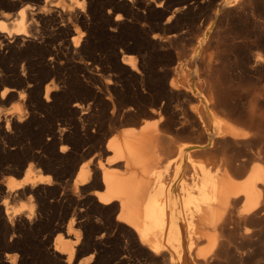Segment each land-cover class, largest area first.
Segmentation results:
<instances>
[{
	"label": "bare ground",
	"instance_id": "6f19581e",
	"mask_svg": "<svg viewBox=\"0 0 264 264\" xmlns=\"http://www.w3.org/2000/svg\"><path fill=\"white\" fill-rule=\"evenodd\" d=\"M133 1L115 0L114 9H131ZM165 1L152 0V4L159 8ZM198 1L176 5L163 24L193 16L202 7ZM224 1L214 16L230 3ZM85 3L41 0L35 6L26 2L11 18L9 11H3L0 57L9 59L16 50L27 54L36 48L33 12L45 27L59 21L57 30L68 39L66 47L59 50L62 57L76 51L91 52L82 39L88 24ZM120 19L117 13L111 28L117 27ZM151 37L154 40L156 36ZM48 59H53L52 54ZM120 61L128 71L142 72L135 55L124 53ZM212 77L204 78L195 91L181 88L176 78L166 80L171 103L173 99L185 103L173 106L168 116L161 111L166 107L160 105L140 110V116L131 118L135 106L122 108L114 104L112 95L103 98L92 91V101H70L57 115L64 118L46 129L42 127L46 120L39 118L32 100L27 99V110L22 106L26 88L17 89L7 84L9 79L0 80V100H11L17 92L15 102L3 114V126L0 115V132L18 136L13 144L20 146V155L16 153L8 165L19 176H6L0 187L1 209L9 225L40 226L44 221L37 224L35 199L45 204L41 190H47L64 194L53 206L57 218L51 231L55 236L47 255L64 264H73L82 252L88 255L75 264H110L115 257L104 248L110 241L121 243L115 264H264V84L256 82L258 89L253 88L247 101L241 102L245 113L236 118L228 111L238 110L239 101L225 89L224 79ZM52 88L45 83L42 94H37L48 116L58 109L52 103ZM98 104L110 106V110L99 111ZM120 114L129 115L122 121L128 126L117 130ZM98 118H102L100 126L94 124ZM93 126L102 130L103 136L89 143L85 138ZM177 137L186 140L175 142ZM43 161H47L46 172L39 166ZM52 170L56 171L53 178L47 173ZM45 220L41 226H51L54 221ZM111 228L117 233L111 234ZM6 247L13 252H5L0 263L16 264L15 245Z\"/></svg>",
	"mask_w": 264,
	"mask_h": 264
},
{
	"label": "rangeland",
	"instance_id": "374dc122",
	"mask_svg": "<svg viewBox=\"0 0 264 264\" xmlns=\"http://www.w3.org/2000/svg\"><path fill=\"white\" fill-rule=\"evenodd\" d=\"M78 1L81 2L82 0ZM197 1L166 0L161 7L155 8L152 0H134L131 9L123 7L115 10V0H92V2L85 0L86 22L88 24L84 29L81 27L85 31L82 39L87 41V44L91 47V52L89 49L83 51L84 53L80 51L71 52L66 59L58 54L60 49L66 47V40H68L57 30L59 21L56 20L53 24L45 27L43 22L38 19L36 13L33 12L35 10L33 9L32 12L34 14L32 13V15L37 20H35L34 24L36 36L33 40L38 44V48L36 46L37 49L34 48L33 51L27 54L16 50L13 53L14 57H11L13 59L7 58L3 60L0 57V80L9 79L7 84L13 85L17 89L26 88L27 97L22 106L27 110V102L32 100L31 102L35 112L39 114V118L46 120L42 125L45 129L50 124L56 125L58 119L64 118V116L61 117L59 115L60 117H57V115L60 114V110L66 109V105L69 106L76 99L86 100L84 103H87L91 100L93 92L102 95L101 97L112 95L114 104L120 105L122 108L123 106H135L132 112L133 116L131 114L130 116H121L120 114L116 118L117 125L121 123V125H118L117 130H120L123 126H128L127 123L122 122L125 118H128V116L131 118L135 116L134 118H136L141 115L139 112L151 106L155 108L160 105L166 107V109L161 111L168 116L171 114L170 111L173 106L185 104L181 99L176 102L173 99L174 101L171 103V99L167 96L168 85H166L170 78H176L181 88L195 91L204 84V78L210 79L213 75L212 78L219 76L224 79L225 89L233 97L236 96L235 98L239 101V111L229 110L228 112L236 118L237 116L241 117L245 113L243 112L245 108L241 106V102L245 103L247 101L251 92H254L252 91L253 88L258 89L256 88L257 81H261L264 84V0H228L230 3L225 6L226 8H223L224 11L222 9L219 12L217 17L214 16L215 10L224 0H203L204 2L199 0L198 2L202 4V7H199L193 13V16L187 15L184 17V15L176 21L172 20V22L163 24L173 7L182 3L191 2L193 4ZM26 2L38 6L41 0H15L14 2L0 0V14L3 11H9L10 18L15 17L17 9ZM117 13L121 14L120 24L115 28H111ZM152 34L156 36L154 40L151 37ZM4 49L3 47L2 50ZM6 53H9L8 49H6ZM124 53L136 56L137 65L142 70L141 73L136 75L126 69L120 61ZM51 54L53 59L49 60L48 56ZM204 65L208 68L204 69ZM214 68L216 73L212 70ZM45 83L53 85L52 94H55V99L53 98L52 103L57 105L58 108L49 116L46 112L44 113L42 105L37 98L38 95L42 94ZM27 84H29L28 87ZM262 92L264 93V89ZM16 93V91L13 92L14 98L11 100H0L2 126L4 125L3 114L6 115L7 109L15 102ZM263 98L264 94L261 100L264 105ZM70 101L72 102L70 103ZM35 106H37L38 110ZM96 107L99 111L105 108L102 104H98ZM105 110L108 112L110 106L106 107ZM155 117L157 115L153 116V118ZM94 124L100 126L102 118H98ZM97 126L89 129L90 136L85 138L89 143L96 142L103 136L102 130L98 131ZM15 136L11 132L9 135L6 134V136L0 132V187H3L2 184L6 176H19L11 166L8 167L15 154L20 155V146L17 147V144H13V142L19 140V137ZM104 138L106 139L107 137ZM181 138L173 139H176L175 142L186 140ZM12 146H14V150ZM10 148L12 149L10 150ZM1 149H4V151ZM15 150L16 152H14ZM238 153L240 151L236 154L239 155ZM46 162L43 161L39 164L42 172H46L44 170L47 165ZM54 172L56 171H47L52 178L56 175ZM41 193L46 196L45 202H47L44 204L38 197L36 198L37 200L35 199L37 204L36 219H38L36 221L42 219L41 222H45V218L51 219L50 221L54 220L51 226H41L44 222L41 223L39 221L37 224L41 223L40 226L34 224L30 229L29 227L16 224V222L12 228L2 212V205L0 204V259L5 252H13L6 247L9 244L15 245V251L18 253L16 264H64L62 260L47 256L52 252V237L55 236V233L51 231L57 218L55 217L57 214L54 216V207L57 205L59 198L64 197V194H55L47 190L45 192L41 190ZM24 200H22L23 205L28 203L26 200V202H23ZM45 208L47 212L44 211ZM51 217L54 218L52 219ZM114 230V228H111V234L117 233V230ZM104 248L111 251L110 256L112 258L115 257L109 263L115 264L119 255L118 250L121 249V243L106 242ZM112 253L117 254L115 256ZM86 255H88L86 252L80 253L73 264ZM96 256L97 254H95L93 260L96 259Z\"/></svg>",
	"mask_w": 264,
	"mask_h": 264
},
{
	"label": "snow or ice",
	"instance_id": "6c2138e0",
	"mask_svg": "<svg viewBox=\"0 0 264 264\" xmlns=\"http://www.w3.org/2000/svg\"><path fill=\"white\" fill-rule=\"evenodd\" d=\"M21 14H23V13H21ZM3 26L2 25H0V28H2Z\"/></svg>",
	"mask_w": 264,
	"mask_h": 264
}]
</instances>
